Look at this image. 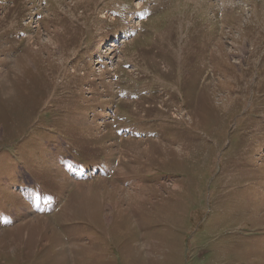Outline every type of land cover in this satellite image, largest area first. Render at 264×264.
<instances>
[{
    "label": "rangeland",
    "instance_id": "obj_1",
    "mask_svg": "<svg viewBox=\"0 0 264 264\" xmlns=\"http://www.w3.org/2000/svg\"><path fill=\"white\" fill-rule=\"evenodd\" d=\"M0 264H264V0H0Z\"/></svg>",
    "mask_w": 264,
    "mask_h": 264
}]
</instances>
